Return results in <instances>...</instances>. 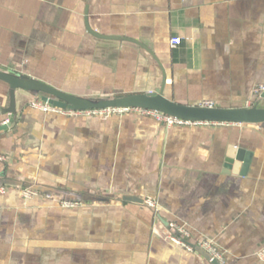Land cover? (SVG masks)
Listing matches in <instances>:
<instances>
[{"label":"crops","instance_id":"1","mask_svg":"<svg viewBox=\"0 0 264 264\" xmlns=\"http://www.w3.org/2000/svg\"><path fill=\"white\" fill-rule=\"evenodd\" d=\"M0 69L90 99L161 87L181 104L263 106L264 0H0ZM39 96L16 89L5 113L0 80V264H264V123L66 116ZM170 223L223 262L173 245Z\"/></svg>","mask_w":264,"mask_h":264},{"label":"water","instance_id":"2","mask_svg":"<svg viewBox=\"0 0 264 264\" xmlns=\"http://www.w3.org/2000/svg\"><path fill=\"white\" fill-rule=\"evenodd\" d=\"M90 30V28H89ZM92 32V31H91ZM0 80L9 85V105L3 109L5 113L15 112V90L22 89L39 94L40 98L52 105L62 108L88 109L104 107H139L161 111L165 114L177 118L191 121H208L223 123H240V124H260L264 123V105H255L250 107H200L196 104H181L166 98L161 87L154 91L114 96L103 99H90L67 94L56 89L42 81L16 75L0 69ZM242 149L235 150L233 146L229 147V162L233 158L241 159ZM237 165V163H235ZM131 198V197H128ZM217 263V261H215Z\"/></svg>","mask_w":264,"mask_h":264},{"label":"built area","instance_id":"3","mask_svg":"<svg viewBox=\"0 0 264 264\" xmlns=\"http://www.w3.org/2000/svg\"><path fill=\"white\" fill-rule=\"evenodd\" d=\"M181 42L180 37H171L170 45L171 47L177 46ZM254 95L260 99L264 100V84H259L253 89ZM30 105L36 109L42 111H51L59 114H63L66 116H89V117H105L111 114H121L123 112L129 110H136L142 114L146 115H154L159 120L163 121L166 125H176V124H191V123H223V122H208V121H191L185 120L181 118L174 117L172 115L165 114L161 111L139 108V107H104V108H88V109H74V108H62L55 105H52L41 98H37L36 100L31 101ZM200 107H208L213 108L216 105L212 101L204 100L197 104ZM3 156H0L2 159ZM6 190L5 186L0 185V193H4ZM21 194L24 198H33L39 194V191L31 188L24 187L21 190ZM45 196L47 198H51L52 195L50 193H46ZM59 205L64 208H73L80 205L79 201L68 200V199H60L58 201ZM146 204L148 206L153 207L154 211L157 212V208L155 207V203L152 200H146ZM170 227L173 229V233L168 235L169 241L178 247H181L187 251H194L196 249L205 252L208 261L213 262L217 261L218 263L223 262V255L218 250L215 244L210 239L203 238L197 240L194 244L190 243L188 240L190 239V231L185 228L183 225H179L176 223H170ZM257 256L261 262H264V248L257 252Z\"/></svg>","mask_w":264,"mask_h":264}]
</instances>
